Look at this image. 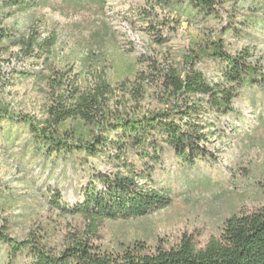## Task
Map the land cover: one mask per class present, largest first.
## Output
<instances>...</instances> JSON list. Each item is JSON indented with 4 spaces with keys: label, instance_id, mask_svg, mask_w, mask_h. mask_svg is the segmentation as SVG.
Instances as JSON below:
<instances>
[{
    "label": "rangeland",
    "instance_id": "374dc122",
    "mask_svg": "<svg viewBox=\"0 0 264 264\" xmlns=\"http://www.w3.org/2000/svg\"><path fill=\"white\" fill-rule=\"evenodd\" d=\"M73 1L74 9L61 7L68 0H53V8L33 9L7 21L25 35L34 25L41 38L52 31L58 38L52 57L45 60L17 58V48L13 55L3 57L0 103L11 115L44 120L54 93L87 91L100 79L112 86L114 111L163 109L161 74L171 68L184 71L191 49L229 29L231 15H236L233 27L238 33L228 30L223 36L225 47L232 52L247 47L253 63L264 65V31L260 29L264 27V0H220L214 14L190 16L154 0H104L102 8L91 0ZM16 67L40 73L24 77L16 73ZM197 68L209 81L218 78V66L211 60ZM142 76L147 80L140 87ZM245 86L233 100L234 114L212 119L218 128L211 138V160L183 165L168 154L157 166L156 179L158 187L170 189L172 203L145 217L104 221L99 239H93L102 253L116 254L120 243L137 240L155 250L159 239L163 248L170 249L184 235L192 236L201 249L211 238H219L227 217L237 212L251 214L262 206L264 89L251 87L248 81ZM254 108H260L258 120ZM93 163L103 167L98 160ZM88 173L82 154L48 156L45 148L33 143L27 126L0 119L2 233L19 240L36 236L54 252L63 250L73 237H85L87 220L50 207L46 192L58 189L65 199L75 201ZM8 263V246L0 242V264ZM14 263L27 264V260L18 256Z\"/></svg>",
    "mask_w": 264,
    "mask_h": 264
},
{
    "label": "trees",
    "instance_id": "16d2710c",
    "mask_svg": "<svg viewBox=\"0 0 264 264\" xmlns=\"http://www.w3.org/2000/svg\"><path fill=\"white\" fill-rule=\"evenodd\" d=\"M91 1L100 8L104 6V0ZM154 1L189 16L214 14L220 3ZM48 7H54L53 0H0V63L5 55H13L15 48L17 58L52 57L58 42L54 31L41 38L38 26L33 25L25 35L16 24L7 23L18 14ZM61 7L74 9L76 5L68 0ZM235 18L236 15L228 16V28L237 34ZM229 29L192 48L185 58L184 71L171 68L161 74L163 109L146 113L114 111L110 106L112 86L103 79L87 91L54 93L44 120L11 115L9 108L0 103V119L27 126L33 143L45 148L48 156L82 154L89 171L88 181L75 201L65 199L58 189L46 192L50 207L87 220V235L73 237L63 250L54 252L36 236L19 240L0 230V242L9 249L8 264H15L18 256H24L27 264H264V180L262 206L251 214L237 212L227 217L219 238H211L204 248L197 249L193 237L184 235L179 245L170 249L163 248L159 239L155 250L137 240L120 243L116 254H107L93 240L99 239L98 229L104 221L145 217L169 206L172 192L158 187L157 166L170 153L183 165L209 162L214 156L211 138L217 135L218 128L213 117L219 120L234 114L233 100L247 81L251 87L264 89V65L253 63L249 48L232 52L225 47L223 36ZM260 29L264 31V27ZM210 60L218 66V78L212 81L197 68L199 63ZM15 71L24 77L40 73L17 67ZM140 79L139 86L143 87L147 78ZM136 91L141 97V89L136 87ZM253 111L258 120L260 108ZM68 121L72 123L67 127ZM93 160L103 167L95 166Z\"/></svg>",
    "mask_w": 264,
    "mask_h": 264
}]
</instances>
